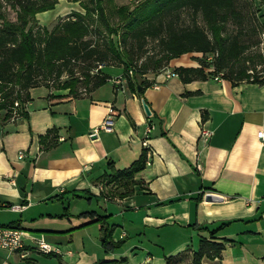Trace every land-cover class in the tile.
Returning <instances> with one entry per match:
<instances>
[{
  "label": "crops",
  "instance_id": "obj_1",
  "mask_svg": "<svg viewBox=\"0 0 264 264\" xmlns=\"http://www.w3.org/2000/svg\"><path fill=\"white\" fill-rule=\"evenodd\" d=\"M109 76L78 96L33 87L16 119L0 110V224L25 234L22 250L0 249V264H165L210 231L225 247L202 264H264V83L160 70L131 78L134 91L123 68ZM108 115L111 131L101 128ZM143 151L133 178L110 179Z\"/></svg>",
  "mask_w": 264,
  "mask_h": 264
},
{
  "label": "trees",
  "instance_id": "obj_2",
  "mask_svg": "<svg viewBox=\"0 0 264 264\" xmlns=\"http://www.w3.org/2000/svg\"><path fill=\"white\" fill-rule=\"evenodd\" d=\"M57 1L5 0L17 9L15 20L0 24V110H5V117H11L16 101L20 115L24 114L22 105L33 87L68 89V94L78 96L106 83L111 77L102 72L103 67L116 65L123 66L126 75L132 70L127 82L135 91L131 78L166 69L170 60L187 53L212 59L199 58L196 65L174 67L184 82L220 75L232 84L264 83V50L259 47L264 22L259 20L254 0H144L131 11L118 8L119 21L125 27L121 33L119 24L110 22L104 0H70L78 2L83 12H69L51 30L37 26L35 15L53 8ZM259 2L264 5V0ZM184 10L192 15L188 25L178 23ZM112 34L118 37L116 41L110 38ZM147 38L157 41L159 54L136 66L141 56H134L132 44L142 47ZM77 67L79 75H75ZM52 134L49 130L46 137ZM144 161L145 151L110 179L130 180ZM213 235L210 231V238L203 237L191 256L185 250L166 257L165 264L187 259L189 264H202L203 258L219 256L225 241Z\"/></svg>",
  "mask_w": 264,
  "mask_h": 264
},
{
  "label": "rangeland",
  "instance_id": "obj_3",
  "mask_svg": "<svg viewBox=\"0 0 264 264\" xmlns=\"http://www.w3.org/2000/svg\"><path fill=\"white\" fill-rule=\"evenodd\" d=\"M143 1L144 0H110L109 2H106V0H104V4L107 9L110 22L114 24L115 26L119 24V27H117L119 30L118 33H121L123 30H125V27L119 21V14L117 11L118 8L123 6V7H127V9L131 11L139 4L140 6L143 5L144 3ZM254 4L255 6H257V8H259L258 15H259V20L262 24L264 22V15H263L264 5H261L259 0H254ZM16 10L17 9L12 7V5H10L9 3H6L5 0H0V24H2L4 20H12V21L15 20L16 13H17ZM74 10L83 12V9L78 2H74L70 0H58L53 8L43 11V12H39L35 15L37 26H45L48 30H51L53 26L57 22H59L62 17H65L66 14ZM191 20H192V15L189 13V11L184 10L181 14V18L178 23L180 25H188L191 22ZM198 22L199 24H202V21L200 20V18H198ZM228 28L232 29V25H229ZM259 29L260 27H258V30ZM261 32L263 33L260 34V38L261 40H263V42L260 43L259 47H260L261 52H263L264 50V28L262 29ZM110 38L113 41H116L118 37L112 34ZM132 45H133V50H134L133 51L134 56L135 57H137L138 55L141 56L140 59H138L137 62L135 63L136 66L140 65L141 61L144 60L145 58L150 59L149 58L150 56H155L159 54V47L157 46V41L151 38H147L146 41H144L142 47L137 46V43H134ZM255 48L256 47H252V49H255ZM199 58H202L205 61H210L212 59L210 56H205L199 53H187V54L181 55L180 57L170 60L167 64H165V67H170L171 61H173V63L175 64H181V65H186L191 62L197 64V62L199 61ZM150 60H153L152 57ZM260 67L261 66L259 65L257 69H259ZM122 68L123 66L106 65L103 67L102 72H105L108 75H113L116 72H122ZM79 74H81V69L77 67L75 68V75H79ZM80 90L84 92L83 91L84 89L82 87L80 88ZM99 241H100V236L98 235V242ZM164 251L166 253V250ZM1 253L2 252L0 251V254ZM145 253L147 254V251H145ZM160 253H161L160 250L156 251V254H160ZM162 258L165 259L164 257ZM179 264H189V260L187 259V260L181 261Z\"/></svg>",
  "mask_w": 264,
  "mask_h": 264
},
{
  "label": "built area",
  "instance_id": "obj_4",
  "mask_svg": "<svg viewBox=\"0 0 264 264\" xmlns=\"http://www.w3.org/2000/svg\"><path fill=\"white\" fill-rule=\"evenodd\" d=\"M99 68H101V66H99ZM163 70H164V75L166 78L178 75L177 72L173 69L171 70L163 69ZM128 75L129 76L132 75L131 69L128 70ZM220 77H221L220 75L216 76L217 79ZM124 78L125 76L119 75V76L113 77L112 81L114 83L121 84V81L124 80ZM19 106L20 105L17 101L14 102L13 106L11 107L12 109L11 119H16L17 117L20 116V113L18 110ZM113 121H114V118L111 115H108L103 120L101 124V128L107 131H111L112 126H113ZM153 128L154 126L151 123H148V125L145 128L144 136L141 141L142 146L146 148L147 153H149V155L152 154V148L149 144V139H150V134ZM211 135H212V130H210V128H208L204 123H202L200 127L199 140H201L202 142H207L209 138L211 137ZM256 135L258 139H260L261 142H264V130L263 129L258 130ZM60 139H62V137ZM19 156L21 157L22 154H20ZM17 207L19 206L18 205L14 206V208H17ZM24 237H25L24 231L19 226L0 224V249H5L10 252L22 250L24 248ZM36 248H38L42 253H45V254H49L52 252L60 253L59 249L53 248V246H51L50 244L42 240H36Z\"/></svg>",
  "mask_w": 264,
  "mask_h": 264
},
{
  "label": "water",
  "instance_id": "obj_5",
  "mask_svg": "<svg viewBox=\"0 0 264 264\" xmlns=\"http://www.w3.org/2000/svg\"><path fill=\"white\" fill-rule=\"evenodd\" d=\"M143 108H144V110H145V113L147 114V115H149L150 114V110H149V108H148V105L143 101Z\"/></svg>",
  "mask_w": 264,
  "mask_h": 264
}]
</instances>
